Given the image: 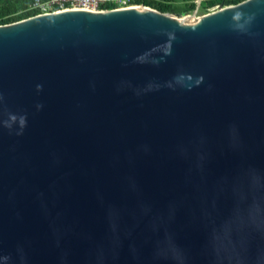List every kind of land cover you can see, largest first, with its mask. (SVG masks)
I'll return each mask as SVG.
<instances>
[{
	"label": "water",
	"instance_id": "95a60500",
	"mask_svg": "<svg viewBox=\"0 0 264 264\" xmlns=\"http://www.w3.org/2000/svg\"><path fill=\"white\" fill-rule=\"evenodd\" d=\"M250 169L264 0L0 24V264H151L165 234L195 248Z\"/></svg>",
	"mask_w": 264,
	"mask_h": 264
},
{
	"label": "clouds",
	"instance_id": "9594fccd",
	"mask_svg": "<svg viewBox=\"0 0 264 264\" xmlns=\"http://www.w3.org/2000/svg\"><path fill=\"white\" fill-rule=\"evenodd\" d=\"M151 264H264V172L250 169L231 185V205L205 225L195 248L165 234Z\"/></svg>",
	"mask_w": 264,
	"mask_h": 264
},
{
	"label": "trees",
	"instance_id": "16d2710c",
	"mask_svg": "<svg viewBox=\"0 0 264 264\" xmlns=\"http://www.w3.org/2000/svg\"><path fill=\"white\" fill-rule=\"evenodd\" d=\"M242 0H133L135 4H142L161 12L177 15H185L197 9L207 12L218 6H227ZM32 0H0V24L11 23L25 19L36 14L35 10H30L29 5Z\"/></svg>",
	"mask_w": 264,
	"mask_h": 264
},
{
	"label": "built area",
	"instance_id": "2783aa9c",
	"mask_svg": "<svg viewBox=\"0 0 264 264\" xmlns=\"http://www.w3.org/2000/svg\"><path fill=\"white\" fill-rule=\"evenodd\" d=\"M131 4H135L133 0H32L29 9L35 10L36 14L68 7H85L102 11Z\"/></svg>",
	"mask_w": 264,
	"mask_h": 264
},
{
	"label": "rangeland",
	"instance_id": "374dc122",
	"mask_svg": "<svg viewBox=\"0 0 264 264\" xmlns=\"http://www.w3.org/2000/svg\"><path fill=\"white\" fill-rule=\"evenodd\" d=\"M198 10V8L197 9H195V10H193V11H197Z\"/></svg>",
	"mask_w": 264,
	"mask_h": 264
}]
</instances>
